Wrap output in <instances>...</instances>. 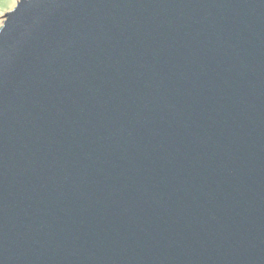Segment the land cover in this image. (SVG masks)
I'll return each mask as SVG.
<instances>
[{
	"label": "water",
	"instance_id": "1",
	"mask_svg": "<svg viewBox=\"0 0 264 264\" xmlns=\"http://www.w3.org/2000/svg\"><path fill=\"white\" fill-rule=\"evenodd\" d=\"M17 2L0 264H264V0Z\"/></svg>",
	"mask_w": 264,
	"mask_h": 264
},
{
	"label": "rangeland",
	"instance_id": "2",
	"mask_svg": "<svg viewBox=\"0 0 264 264\" xmlns=\"http://www.w3.org/2000/svg\"><path fill=\"white\" fill-rule=\"evenodd\" d=\"M6 2H9V3H11V4H15L16 0H0V24H2V22H3V20H4L5 11H6V10H10V8L12 7V5L9 4V5L7 6L9 9H6V8L4 7V4H5Z\"/></svg>",
	"mask_w": 264,
	"mask_h": 264
},
{
	"label": "snow or ice",
	"instance_id": "3",
	"mask_svg": "<svg viewBox=\"0 0 264 264\" xmlns=\"http://www.w3.org/2000/svg\"><path fill=\"white\" fill-rule=\"evenodd\" d=\"M9 4H11V3L6 2V3L4 4V7H5L6 9H9V8L7 7ZM11 5H12V7L10 8V10H6L5 13H7L8 11H15V9L19 7V3L17 2V0H16V2H15L14 5H13V4H11ZM5 27H6V25H5Z\"/></svg>",
	"mask_w": 264,
	"mask_h": 264
}]
</instances>
